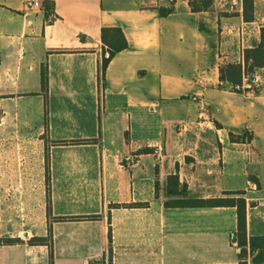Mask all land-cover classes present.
I'll return each instance as SVG.
<instances>
[{
  "label": "crops",
  "instance_id": "obj_1",
  "mask_svg": "<svg viewBox=\"0 0 264 264\" xmlns=\"http://www.w3.org/2000/svg\"><path fill=\"white\" fill-rule=\"evenodd\" d=\"M26 1L0 0V241H20L0 244V264H50L47 245L27 243L46 238L49 229L52 264H108L109 229L111 264H206L200 215L209 210L229 215L227 245L238 264L229 244L235 209L165 208V186L177 175L197 199L242 191L247 235H264V69L255 72L262 89L254 97L217 87L219 67L242 64L243 51L258 41L264 0H253L250 23L243 21L242 0H213L197 13L189 0H51L52 22L43 0L30 10ZM158 7L173 11L161 18ZM102 27L120 28L128 47L109 61L100 99ZM56 50L64 52L50 53ZM190 103L198 125L217 142L216 157L204 162L178 154L189 126L176 127ZM238 130L252 141L230 142L229 131ZM45 138L96 140L48 149L50 217ZM130 203L149 206L109 209ZM80 216L99 219L51 221ZM184 222L194 233L189 249L173 232ZM218 222L227 228L228 221Z\"/></svg>",
  "mask_w": 264,
  "mask_h": 264
},
{
  "label": "trees",
  "instance_id": "obj_2",
  "mask_svg": "<svg viewBox=\"0 0 264 264\" xmlns=\"http://www.w3.org/2000/svg\"><path fill=\"white\" fill-rule=\"evenodd\" d=\"M213 3V0H189V7L192 12H203L209 10ZM43 15L47 22L53 20L54 5L51 0L42 1ZM158 15L163 18L172 13V8L158 7ZM242 18L245 23H250L254 20V2L253 0H242ZM85 38L80 37L83 41ZM101 41V54L107 51L109 54L108 59H103L100 56L98 60L97 76L100 99L103 96L104 81H105V69L109 61L119 52L125 50L128 47L127 40L118 27H102L100 30ZM64 51L56 50L50 53H62ZM264 69V24L259 29V39L250 48H246L243 51V63H225L219 67V79L225 81L228 84L236 85L240 84L242 76H248L250 80H253V76L257 70ZM47 64L44 63L41 66L40 75V88L41 93L45 99H47L48 89V75ZM100 111V109H99ZM45 128L47 129V108L45 107L44 113ZM216 127L221 128L219 124ZM229 141L232 143H250L253 139V135L245 130L229 131ZM96 140H63V141H49L45 138L46 146V199H47V216L50 217V189H49V174H48V149L51 146H63L74 144H88L95 143ZM148 150H141L139 153H147ZM255 186L258 188L259 183L255 178L249 176ZM225 197L209 198V199H197L190 198L187 191V186L179 182L177 175H171L167 177L165 186V208H234L236 212V230L229 235V244L237 249L238 264H247L248 258H251L253 264L264 263V235L250 236L247 235L246 228V200L243 197L244 192H226L223 194ZM157 197V194H155ZM148 203H130V204H112L109 209L118 208H147ZM99 216H80V217H57L51 218V221H76V220H97ZM17 239H3L0 244H14L19 243ZM29 245H47L50 248V264H52V249H51V232L48 231L46 238H32L27 242ZM108 264H111V231H108ZM91 264H105L102 261H93Z\"/></svg>",
  "mask_w": 264,
  "mask_h": 264
},
{
  "label": "rangeland",
  "instance_id": "obj_3",
  "mask_svg": "<svg viewBox=\"0 0 264 264\" xmlns=\"http://www.w3.org/2000/svg\"><path fill=\"white\" fill-rule=\"evenodd\" d=\"M184 109L188 115L185 117V121L177 125L176 129H180L182 125H188L189 127L184 135L186 147L183 150L179 149L178 154L180 153L181 157L185 156L187 160H193V157H197L202 162L216 157L218 151L216 138L204 126L200 127L198 125L200 120L197 117V107H195V104L190 103L186 104ZM183 153H186V155H183ZM196 192V189L191 188L189 197H199ZM200 217L205 220L206 264H233L235 250L227 245V232L231 230V228L228 229L231 225L229 215L221 213V211L209 210L205 211V214H201ZM175 218L178 219L179 217ZM222 218L228 221L226 229L219 228L220 222L218 221ZM176 225L179 226V224ZM181 226V229L174 227V235L183 239V248L189 249V244H192L191 241L194 237L193 230L186 222Z\"/></svg>",
  "mask_w": 264,
  "mask_h": 264
},
{
  "label": "built area",
  "instance_id": "obj_4",
  "mask_svg": "<svg viewBox=\"0 0 264 264\" xmlns=\"http://www.w3.org/2000/svg\"><path fill=\"white\" fill-rule=\"evenodd\" d=\"M40 7H41V3L38 2L37 0H28L25 2V9L27 10L33 8H40ZM102 58L103 59L109 58V54L107 51L103 52ZM217 87L222 89H227L231 92L242 94L245 97H254L258 95V93L262 89L261 83L255 75L253 76V80H250L248 76H242L241 83L236 85H231L225 81L220 80ZM162 150H163L162 148H159L160 152H162Z\"/></svg>",
  "mask_w": 264,
  "mask_h": 264
}]
</instances>
